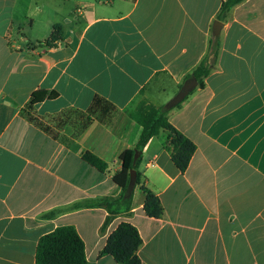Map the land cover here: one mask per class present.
<instances>
[{"label": "crops", "instance_id": "crops-1", "mask_svg": "<svg viewBox=\"0 0 264 264\" xmlns=\"http://www.w3.org/2000/svg\"><path fill=\"white\" fill-rule=\"evenodd\" d=\"M223 1L0 0V264H36L40 238L62 226L89 262L118 264L101 252L123 222L139 231L141 264H264V0L234 7L214 36ZM215 38L204 87L169 113L196 146L188 169L168 133L151 139L132 211L102 231L96 204L121 194L112 177L142 133L131 113L173 98ZM39 91L57 97L30 106ZM142 186L161 218L146 215Z\"/></svg>", "mask_w": 264, "mask_h": 264}, {"label": "trees", "instance_id": "trees-1", "mask_svg": "<svg viewBox=\"0 0 264 264\" xmlns=\"http://www.w3.org/2000/svg\"><path fill=\"white\" fill-rule=\"evenodd\" d=\"M246 0H225L222 2L217 21L226 22L231 10L245 2ZM60 28L56 27L48 45H52L59 37ZM217 38L210 41L209 49L198 67L187 78L195 77L198 80V87L203 88L204 80L211 72V63L218 56L219 44ZM57 97L56 92L39 91L33 94L30 106L38 104L44 100H53ZM188 98V97H187ZM186 98V99H187ZM185 99V100H186ZM182 103L176 108L181 107ZM175 109V108H174ZM173 110V109H172ZM164 107H157L147 99H142L136 109L131 113V117L142 127L140 138L133 149L125 151L120 156L122 167L115 172L112 180L121 188L118 197H104L96 204V207L104 208L108 216L102 226L104 231L115 217L128 214L133 208V194L125 197L130 183L131 171L136 173V186L142 182V174L139 166L144 148L148 142L161 133H168L166 147L172 152V161L175 166L185 173L188 169L192 157L196 152L195 144L184 134L177 130L170 122L169 113ZM139 154V159L134 165L135 154ZM84 161L98 171L105 173L109 165L99 157L86 153ZM141 191L145 195L144 211L150 218L159 219L164 215V208L158 196L150 189L142 186ZM80 206H77L79 208ZM56 213L52 212L46 217H52ZM142 245V238L139 231L132 224L123 222L109 236L106 246L101 252L102 256H110L118 264H141L139 249ZM36 264H94L86 257V247L83 239L73 226H62L53 232L42 236L38 242L36 250Z\"/></svg>", "mask_w": 264, "mask_h": 264}, {"label": "water", "instance_id": "water-1", "mask_svg": "<svg viewBox=\"0 0 264 264\" xmlns=\"http://www.w3.org/2000/svg\"><path fill=\"white\" fill-rule=\"evenodd\" d=\"M223 28V23L216 21L213 27V34L217 36L220 34V31ZM198 87V80L195 77H192L184 82L181 86L179 92L164 106V110L169 111L176 108L179 104L183 103L185 99ZM139 159V154L136 153L134 157V165ZM136 187V173L131 171L130 183L128 186L127 194L125 197H130Z\"/></svg>", "mask_w": 264, "mask_h": 264}, {"label": "rangeland", "instance_id": "rangeland-1", "mask_svg": "<svg viewBox=\"0 0 264 264\" xmlns=\"http://www.w3.org/2000/svg\"><path fill=\"white\" fill-rule=\"evenodd\" d=\"M171 99H172V98H171ZM171 99H170V100H171ZM164 100L167 101V100H168V97H167V98H164ZM170 100H168V101L166 102V104H167ZM166 104H164V106H165ZM164 106H162V107H164Z\"/></svg>", "mask_w": 264, "mask_h": 264}]
</instances>
